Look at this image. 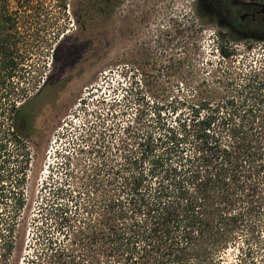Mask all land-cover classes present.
<instances>
[{"label":"rangeland","instance_id":"rangeland-1","mask_svg":"<svg viewBox=\"0 0 264 264\" xmlns=\"http://www.w3.org/2000/svg\"><path fill=\"white\" fill-rule=\"evenodd\" d=\"M198 1L113 0L103 13L100 0H0V12L13 13L0 16L18 62L12 95L32 103L28 138L9 144L12 164L27 163V202L14 254L0 264H121L102 230L120 209L112 200L127 197L125 179L148 167L145 144L160 154L180 120L233 96L240 105L250 72L264 80V43L225 37L199 15ZM58 208L71 220L62 228ZM258 222L254 254L242 253L244 228L223 264H264Z\"/></svg>","mask_w":264,"mask_h":264},{"label":"trees","instance_id":"trees-1","mask_svg":"<svg viewBox=\"0 0 264 264\" xmlns=\"http://www.w3.org/2000/svg\"><path fill=\"white\" fill-rule=\"evenodd\" d=\"M20 1L24 4L27 0ZM112 1L100 0L103 13L113 6ZM197 7L204 17L201 3ZM0 16L5 22L13 13L3 10ZM7 31L10 29L0 27L2 263L14 254L13 233L27 202L23 192L27 163L12 164L15 156L9 144L28 138L32 119V103L25 100L18 105L12 95L17 87L10 79L18 62L4 38ZM252 31L256 41L264 40V27ZM221 54L232 56L225 50ZM261 77L255 71L247 74L237 90L245 96L240 105L234 96L214 105L207 103L204 116L199 113L189 124L185 119L179 121L177 129L169 128L160 154L154 152L157 145L145 144L142 158L149 162L148 167L125 179L127 197L112 200L120 209L112 225L102 230L107 232L103 235L118 263L223 264L220 258L230 245H236L244 228L248 236L242 253L245 257L254 254L256 233L262 231L258 220L264 218V112L257 109L264 102ZM7 119L12 123L8 128ZM67 213V209L55 210L60 228L71 221ZM262 242L259 240L260 249Z\"/></svg>","mask_w":264,"mask_h":264},{"label":"flooded vegetation","instance_id":"flooded-vegetation-1","mask_svg":"<svg viewBox=\"0 0 264 264\" xmlns=\"http://www.w3.org/2000/svg\"><path fill=\"white\" fill-rule=\"evenodd\" d=\"M200 3L205 11L204 18L225 29V37H232L237 41L264 43V40L256 41L254 39L255 32L252 31L256 27H264L262 13L264 4H258L253 0L247 2H240L239 0H199L198 5ZM261 36L264 37V33Z\"/></svg>","mask_w":264,"mask_h":264},{"label":"water","instance_id":"water-1","mask_svg":"<svg viewBox=\"0 0 264 264\" xmlns=\"http://www.w3.org/2000/svg\"><path fill=\"white\" fill-rule=\"evenodd\" d=\"M262 13H263V20H264V9L262 10Z\"/></svg>","mask_w":264,"mask_h":264},{"label":"built area","instance_id":"built-area-1","mask_svg":"<svg viewBox=\"0 0 264 264\" xmlns=\"http://www.w3.org/2000/svg\"><path fill=\"white\" fill-rule=\"evenodd\" d=\"M225 49H227V48H225ZM226 51H228V50H226ZM224 58V57H223Z\"/></svg>","mask_w":264,"mask_h":264}]
</instances>
